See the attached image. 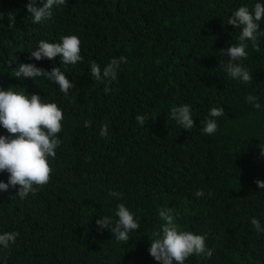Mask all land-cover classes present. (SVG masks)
<instances>
[{"label": "trees", "instance_id": "obj_1", "mask_svg": "<svg viewBox=\"0 0 264 264\" xmlns=\"http://www.w3.org/2000/svg\"><path fill=\"white\" fill-rule=\"evenodd\" d=\"M27 3L0 0V87L56 103L62 143L49 158V182L35 194L20 199L18 188L0 191V234L19 233L9 249L0 248V264H158L149 249L164 223L162 208L172 210L180 231L204 235L212 249L210 259L192 255L184 264H264V231L250 222L255 217L264 227V189L254 182L264 180L257 147L264 143V36L259 51L246 41L247 58L236 62L252 74L251 83L227 75L230 58L220 51L239 43L242 29L227 24L229 16L264 0H67L40 23L32 22ZM10 12L14 29L7 27ZM71 35L81 41L82 62L28 59L38 41ZM121 56L127 63L106 82L105 94L90 64L103 69ZM21 63L60 67L74 85L68 98L46 77L17 80L13 69ZM250 94L260 109L246 102ZM184 104L195 122L189 131L170 118L171 108ZM213 107L225 112L215 118L217 132L205 135ZM137 115L149 118L145 126ZM104 124L109 132L101 138ZM0 135H7L2 127ZM120 203L140 225L127 243L115 239L111 226L101 232L95 224L118 219Z\"/></svg>", "mask_w": 264, "mask_h": 264}, {"label": "clouds", "instance_id": "obj_2", "mask_svg": "<svg viewBox=\"0 0 264 264\" xmlns=\"http://www.w3.org/2000/svg\"><path fill=\"white\" fill-rule=\"evenodd\" d=\"M42 6H37V0H28L26 9L31 14L33 23H40L44 19H50L53 6L66 5L67 0H40ZM264 18V4L256 3L250 10L247 6H241L235 10L228 18L227 24L234 28L242 29L239 34V43L230 45L220 51L230 58L225 71L232 79H237L241 83L248 84L253 81L252 74L240 63L247 58V43L250 41L254 50L259 51L258 36H264V32L259 31V22ZM3 13H0V20ZM8 28L14 29L16 26L15 14L8 13ZM81 41L75 36H63L59 43H50L47 40L38 41L36 50L30 52L29 60L36 61L48 59L55 61L59 57V62L63 65H76L82 62ZM121 63H127L124 56L119 59L113 58L101 69L100 65L93 61L90 64L91 78L97 82L104 83V92H111L107 81H115ZM12 62L9 63L11 67ZM14 70L17 80L46 77L47 80L55 83L59 91L68 98L73 83L67 78L60 67L53 66L51 70L37 67L33 63H21ZM246 102L256 109L261 108L257 102V97L248 95ZM223 107H213L209 110L204 126L201 129L205 135H213L218 130L217 117L224 115ZM63 112L56 103H45L38 94L25 95L23 93L5 90L0 87V127L6 130L7 135H0V173H7V182L0 180V191H8L9 188L17 189L16 196L25 199L29 194H35L37 190L46 185L50 180L52 168L49 158L55 159L56 149L62 141L58 134L62 131L61 121ZM154 118V117H152ZM170 118L184 130H191L195 126L194 119L187 104L172 107ZM136 121L145 126L146 118L144 115H137ZM91 121H85L84 126L90 127ZM108 125L101 126L100 136H108ZM260 155L264 157V143L257 146ZM256 185L264 189V180H255ZM110 197L119 198V193L109 192ZM197 197L204 196L202 190H197ZM211 195V193H209ZM159 218L164 221L159 230L152 233L153 239L150 241L151 247L149 254L158 264H184L185 260L192 256H202L210 259L213 255L212 249L206 246L204 235H198L190 231H180L175 222L174 214L171 209H160ZM115 221L109 216L101 217L95 221L98 231L107 229L111 226V234L118 242L129 241V233L140 228L138 219L134 218L133 213L123 204L117 205ZM251 224L259 233L264 231L257 218L251 219ZM18 232H3L0 234V248L9 249L15 244ZM6 259V257H4Z\"/></svg>", "mask_w": 264, "mask_h": 264}]
</instances>
